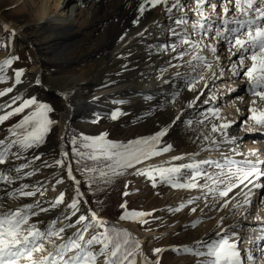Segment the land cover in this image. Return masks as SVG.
<instances>
[{
  "label": "rangeland",
  "instance_id": "374dc122",
  "mask_svg": "<svg viewBox=\"0 0 264 264\" xmlns=\"http://www.w3.org/2000/svg\"><path fill=\"white\" fill-rule=\"evenodd\" d=\"M63 1L0 0V185L15 184L18 197L27 200L22 210L0 215V264H143V259L145 264H232L235 259L228 254L244 263L249 252L254 258L253 238L247 240L253 233L243 229L239 235L228 230L219 234L213 227L226 211L225 186L231 177L223 172L227 163L194 159L176 164L174 158L163 159L179 152L193 155L206 137L199 126H210L218 112L233 119L231 105L225 102L230 96H223V84L229 81L224 64L225 75L214 86L219 91L217 106L208 93L199 106L183 109L178 96L150 92L160 76L171 80L168 92L179 85L169 76L177 62L167 31L155 47L156 31L134 39L147 20V9L140 10L134 0H81L82 23L93 8L101 19L84 28L83 38L65 42L57 62L30 73L38 66V55L30 45L18 46L14 28L22 26L33 35L45 19L65 15ZM118 7L126 12L127 27L119 26L115 17L102 19ZM246 24L243 33L250 29L253 35L260 29V24ZM254 45L258 48L252 59L264 52V43ZM242 69L244 74L247 68ZM260 81L264 85V79ZM131 88L137 90L130 93ZM67 103L75 111L67 110ZM248 111L239 114L238 121L248 119ZM254 125H245L247 139L257 131L264 133ZM157 137L152 148L149 143ZM62 143L83 197L74 185L59 188L67 170ZM84 202L109 223L83 212ZM222 202L225 208L218 211ZM60 209L63 216L51 221L43 234L67 222L65 230L73 235L67 236L59 255L42 259L36 255L40 233L23 232L16 219L21 217L24 225L33 210L42 214ZM263 213L260 203L250 213L252 221L258 222ZM122 224L144 233L145 247L137 233L117 227ZM7 237L12 246L5 249L1 246Z\"/></svg>",
  "mask_w": 264,
  "mask_h": 264
},
{
  "label": "bare ground",
  "instance_id": "6f19581e",
  "mask_svg": "<svg viewBox=\"0 0 264 264\" xmlns=\"http://www.w3.org/2000/svg\"><path fill=\"white\" fill-rule=\"evenodd\" d=\"M257 1L134 0L136 7L140 10L147 9V20L142 28L137 31L134 39H143L152 31H156L157 34L152 40L155 47L156 43H160L164 39L167 31L168 42L174 44L172 59L177 63L175 67L169 70V76L178 83L175 84L179 87L176 86L177 88L174 87L172 92H168L169 83L167 81L171 80L168 79L169 77L160 76L158 78L160 85L155 82L153 87L150 86L151 90L149 89L152 94L155 93L154 96L162 97L166 93L178 96V99L182 101V108L187 109L199 106L200 99L210 93L212 105L216 107L217 101H219L217 97L219 91H215L214 86L225 75V71H222V65L224 64L225 70L229 71V81L223 84V88L226 89V94L223 96H230L226 98L225 102L231 105L233 119H229L226 114L218 112L210 126L207 128L199 126L200 132L206 134V137L193 155L184 156L179 152L165 155L163 159L174 158L176 164L194 161V159H201L202 161L219 159L227 163L223 172L231 174V177L228 178L225 186V196L228 197L226 211L223 213L222 208H225L223 202L220 205L217 204L218 211H222L213 222V227L217 229L219 234H223L227 230L231 234L236 233V235H239L243 229L250 231L253 235H248L249 239L247 238V240L251 241L250 237L253 238V247L250 248V251L255 252L254 258L249 252L247 261L244 263L240 262L242 260H236V256L233 254H228L230 258L235 259L231 260L232 264H264V213L259 215L256 223L252 221L250 216L251 211L257 209L260 203L264 209V133L257 131L251 139H247L243 135L244 132L248 131L245 125L249 124L258 125L264 132V85L260 84L262 83L260 80L264 79V52H261L259 56L256 55L257 57L253 59L251 55L258 48L254 45L255 43H264V0H260L262 4L257 3ZM80 2L81 0H64L61 2V8L65 15L45 19L37 26V31L33 35L23 31L22 26L14 28L20 39L18 46L22 48L25 44L30 45L38 55V66L33 68L30 73H33V70L38 72L42 67L47 66V62L50 64L57 62L58 54L66 44L65 42L79 37L83 38L84 28L87 25L91 27L93 20L94 23L95 20L101 19L97 10L93 8L87 21H85L86 25L85 22L82 23V15L78 13ZM188 8L190 11H187ZM217 8H220L219 11ZM44 11L46 12V10ZM110 17H115L122 28L128 26L129 20L126 18L124 9L118 7L110 10L102 16V19ZM217 18L220 19L216 20ZM89 22L90 24H88ZM209 22L211 23L208 25ZM246 22H253L257 27L260 24V29H257L253 35L249 33L250 29L243 33V29L247 25ZM2 24L5 26V23L2 22ZM212 26L215 29L214 32L211 31ZM261 26L263 27L261 28ZM221 27L222 29H220ZM249 42H254V44L249 46ZM259 57L260 59H257ZM244 66L247 70L243 74L242 68ZM36 77L39 78L38 74ZM38 78L35 83L40 86L41 82ZM107 80L110 81V78ZM237 85H240L238 91L236 90ZM44 89L42 88L43 92L46 93ZM183 89L185 91L182 92ZM135 90L137 89L131 88L130 93ZM228 90H232V92L228 93ZM60 93L63 94L64 99L67 98L65 93L61 91ZM246 108L249 110L248 119L242 121L243 118H240L238 121L237 116L244 113ZM66 109L75 111V108L69 103H67ZM65 121H63V126L66 124ZM63 130L60 132V136ZM237 130L239 133L236 134ZM157 141L158 137L149 145L154 148ZM63 153H65V162L71 165L70 155L66 149H63ZM64 183L59 185V188L66 184L74 185L76 189H78L79 184L80 188V183L77 182L73 172L69 169L66 170ZM258 189L261 191L260 197L257 195ZM26 201L18 197L15 184H9L6 187L0 185V215L9 214L13 210H22V205H26ZM214 201L211 203L213 204ZM81 207L85 213L89 209L85 203ZM30 214L33 218L24 225L21 217H18L16 221L23 232L25 229L26 232L27 230L31 232L37 230L40 233L36 255L42 259L45 255H59L63 249L62 244L73 235L72 232L65 230L67 222L56 226L53 233H43L51 221L63 216L62 209L57 212L42 214L40 211L33 210ZM235 224L239 227L236 228ZM120 226L127 228L133 236L137 233L139 243L145 247L146 235L144 233H139L136 227L124 224ZM5 233L3 232V235L8 236ZM11 244L7 237V243L1 247L7 249ZM231 248L234 252V245ZM141 253L144 254V250Z\"/></svg>",
  "mask_w": 264,
  "mask_h": 264
},
{
  "label": "water",
  "instance_id": "95a60500",
  "mask_svg": "<svg viewBox=\"0 0 264 264\" xmlns=\"http://www.w3.org/2000/svg\"><path fill=\"white\" fill-rule=\"evenodd\" d=\"M66 101H67V100H66V98H65V103H66ZM65 122H66V125H65V128H64V131H65V129L67 128L68 120H66ZM63 133H64V132H63ZM63 133H62V135H63ZM62 135L60 136L61 138H63ZM62 147H63V149H65L64 143H62ZM62 153H63V150H62ZM64 155H65V153H64ZM64 158H65V157H64ZM66 168L69 169V170H72V164L69 166L68 163L66 162ZM77 182H78V181H77ZM78 191H79L80 196L83 197V194L81 193V190H80V188H79V184H78ZM84 203L86 204V202H84ZM88 212H89V214H91V215L93 216V218L96 219L97 221L109 223L108 220H103L102 218L98 217V216L96 215V213H93L92 210H91L90 208L88 209ZM117 227H118V228H125V227L120 226V225L117 226ZM125 229H127V228H125ZM142 262H143V264H145V263H144V259L142 260Z\"/></svg>",
  "mask_w": 264,
  "mask_h": 264
}]
</instances>
